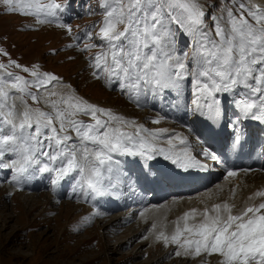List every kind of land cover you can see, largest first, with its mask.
<instances>
[{
    "label": "snow or ice",
    "instance_id": "6c2138e0",
    "mask_svg": "<svg viewBox=\"0 0 264 264\" xmlns=\"http://www.w3.org/2000/svg\"><path fill=\"white\" fill-rule=\"evenodd\" d=\"M0 2L7 5V12L43 13L56 19L68 7L56 0ZM101 7L103 23L96 33L100 44L87 43L79 49L88 52L99 48L88 57L93 79L108 87L117 85L138 107L149 95L165 91L174 90L179 97L190 82L191 113L203 115L207 110L214 120L220 119L217 94L230 93L237 109L234 128L249 118L264 121V5L258 0H229L224 14L212 17V28L205 24L206 13L199 0H104ZM59 26L72 31L71 25ZM178 35L189 38L190 55L178 49ZM85 36L92 39L91 31ZM9 63L22 67L15 61ZM4 68L0 64V72ZM23 70L29 71L27 67ZM31 76L28 80L11 72L0 74V171L12 172L11 183L22 185L38 172L54 173L51 183L55 188L61 178L75 172L81 194L95 200L119 182L117 157L150 161L164 152L156 141L167 130L146 129L111 109L91 104L52 73L32 71ZM53 82L62 89L50 90ZM25 97L44 103L51 111L33 107ZM80 115L90 117V121L79 119ZM129 127L135 131H128ZM240 138L239 134L234 137L233 147ZM167 143L172 144L171 137ZM202 153L218 159L207 149ZM166 159L182 167L191 165L181 154ZM236 174L228 172L229 176ZM255 196L264 198V190ZM232 207L215 204V215L211 216L205 209L203 222L184 229L195 238L181 241L178 227L171 242L194 249L197 256L202 251L217 254L219 264H264V201L235 215ZM164 240L169 242L167 236Z\"/></svg>",
    "mask_w": 264,
    "mask_h": 264
},
{
    "label": "rangeland",
    "instance_id": "374dc122",
    "mask_svg": "<svg viewBox=\"0 0 264 264\" xmlns=\"http://www.w3.org/2000/svg\"><path fill=\"white\" fill-rule=\"evenodd\" d=\"M41 2L48 3L50 0H41ZM56 2L68 4L63 13H58L59 19L47 17L43 13L25 15L20 12H7L5 10L7 5L0 2V64L5 65L0 74L11 72L31 80L32 71L52 73L62 77L63 82L71 85L77 96L91 104L93 102L103 108H113L112 110L115 108L113 106H116L115 110L123 107L130 113L136 112L133 114L138 116L142 114L146 106L138 107L118 89L117 85L108 87L103 81L92 78L88 57L99 51V48H92L88 52L79 50L87 43L100 44L96 33L103 23L104 12L101 5L104 0H56ZM205 2L211 4L214 11L221 15L225 6L229 5V0ZM71 7L77 8L78 11H71ZM32 11L35 12V6ZM60 23L71 25V33L66 27H60ZM86 31H91L92 39L86 38ZM69 45H78V47H69ZM178 49L187 50L189 55L191 54L188 37L178 35ZM5 52L7 55H4ZM10 61H15L22 67L12 66ZM24 67L29 71H24ZM60 86L62 85L53 82L49 85V89L61 90ZM32 90L36 91V89ZM153 97L148 96V98ZM25 99L33 107L44 110L42 106L44 103L36 104L30 97ZM171 101L172 99L168 98L166 104L169 105ZM107 102L113 106H107ZM45 106L51 111L47 105ZM154 110L151 109L150 112ZM80 116L86 122L90 121V117ZM147 122L151 124L149 120ZM257 176L259 179L263 178ZM255 180V177L248 179L251 184ZM242 189L235 195L239 202L247 194L245 188ZM8 191L6 190L7 193ZM6 192L0 188V264L197 263V255L192 256L194 260H187L186 257L172 254L170 258H175V261L171 259V262L170 259L159 258V255L166 250L164 243L157 240L142 245V240L139 238L134 240L138 235L132 234L133 227H127L128 224L122 226L125 221L111 220L118 213L117 210L112 213L107 212L105 217L101 215L98 218L87 201L81 207V204L78 205V202L74 203L71 200L69 203L55 202L56 199L46 191L38 193L37 197L15 192L13 198ZM86 217L88 219H85ZM137 227L136 225L135 228Z\"/></svg>",
    "mask_w": 264,
    "mask_h": 264
},
{
    "label": "bare ground",
    "instance_id": "6f19581e",
    "mask_svg": "<svg viewBox=\"0 0 264 264\" xmlns=\"http://www.w3.org/2000/svg\"><path fill=\"white\" fill-rule=\"evenodd\" d=\"M205 1L206 0H199V3L200 5H202L203 11L206 13L204 17L205 24L208 28H212V17H220L222 15L217 14L214 11L213 6L209 3H206ZM258 3L264 5V0H258ZM70 10L73 12L78 11L77 8L72 9V7L70 8ZM62 87L63 86H60V89H62ZM168 92L170 93V91H165L164 93L160 94L157 100L152 101L148 100V98L142 100V105H145L148 108L157 107L159 111L150 113L148 109L144 108L142 114H139V116L137 114H133L136 112L130 113L129 111H127L126 108L123 107L118 108L120 109L119 111H112L116 114L128 118L129 120H135L137 124L143 125L146 129L167 130L156 141V146L158 148L164 149L163 153H169L170 151H177L180 153L182 151H186L187 149L192 151V148L195 149L196 146L189 145V142L192 140V137L186 130L190 126V118H187L188 109L186 107L187 105H185L187 96L189 97V101H191L192 99L191 92L188 95L187 92L184 91L183 95L178 97L177 93L173 90V97H178L174 107L163 108L160 105V100H162ZM221 95L229 96L230 93H221ZM108 105L113 106V104H111L110 102H107V106ZM42 106L44 107V111L49 110L44 104ZM113 107H115V110L116 106ZM159 117L163 118L160 120V123H153V120ZM148 118L152 120V124L149 125L148 123H146L144 125L143 122L146 121L145 119ZM80 119L83 120L82 118ZM167 119H169L170 121ZM234 120L235 117L232 115V117L230 118L232 124ZM164 121L169 122V124H165ZM172 122L184 123L186 125L185 129L170 124ZM128 131H135V129L129 127ZM249 133V139L259 138L253 126H250ZM167 137L172 138V144L167 143ZM186 137L187 139H189L188 142L184 141ZM120 161L121 170H126V176L129 177L127 174L128 166L130 165L126 163L123 157H120ZM229 171H226L222 165H219L217 167L212 168L208 176L204 180H202L199 185L191 184L187 187L178 188L166 187L165 191H163L158 184H154L153 181H150L149 178L143 179L142 176L141 178H138V173L134 174L136 179L134 187L130 192L124 194L123 197L122 192L123 186L126 183V178L120 175V180L119 182H117L116 189L111 192L112 209L125 206H127V208L119 213H116L115 217L111 218V220L113 222L125 221V224L122 226L128 224L127 227H133L132 234L138 235L137 238H134V240L139 238L140 240H142V245L145 243L149 244L148 242H155L157 240L164 243L163 246L164 248H166V250L164 253L159 255V258L164 257V259L166 260L170 259L171 262L175 258H170V256L179 251L180 256L178 255V257H186L187 260L192 259V256L196 255L194 249L188 248L189 250H186L185 247H180L176 243L171 242V236L176 233L178 227L181 229L182 233L181 241H183L185 238L193 239L195 237L190 235L188 232L184 231V229L186 227L194 228L195 226L203 222L205 220V209H208V213L210 216L215 215L213 211V205L227 203L233 206L232 214L235 215L239 214L243 209H245L244 207L247 204L252 206L253 204H259L260 202L264 201V198L255 196V193L264 190V169L261 170V172L234 171L237 173L235 176H229ZM8 174H12V172L10 170L0 171V188H3L5 192L6 190H9L8 187L12 188V190L8 191L9 193L6 192L7 195L11 194V198L15 196V192L24 194L25 196L28 194L29 196L32 195L33 197H37L38 193L46 191L52 198L56 199L55 202L69 203V201L71 200L74 201V203L78 202L77 204H81L80 206L82 207L83 204L88 201L89 203L99 205L100 207L104 206L103 198L93 200L92 198H90V196L86 197L85 195L81 194L79 186L76 183L79 177L75 172L70 173L68 176L61 178L55 188L51 183L52 179L55 178L54 173H46L44 175L40 174L39 172L34 173L28 179L24 180L22 185L11 183V177H9ZM257 175H260L263 178L259 179V176ZM254 177L256 178V180L253 182V184H251L248 179ZM152 185H154V188H152L151 192L148 195L142 193L143 190L146 189V187H152ZM243 187L245 188L247 194L245 198L239 202V199L237 197L235 198V195L236 193H240L241 190H243ZM74 188H76L75 193L73 192ZM28 198L30 199V197ZM111 211L112 210L107 212ZM92 212L97 214L98 218H100L101 215L105 217V214H107V212H101L99 210ZM222 215H226V213L222 212ZM136 225L138 226L137 228H135ZM153 225H155V227H153ZM145 231L147 232L145 233ZM161 233H163V236L161 235ZM165 236L169 238V242L167 244L164 240ZM138 252L141 253L140 251ZM197 258L198 260H196V264H219L220 260V257L217 254L209 255L208 253H204L203 251L200 255L197 256ZM152 262H154V260H152Z\"/></svg>",
    "mask_w": 264,
    "mask_h": 264
}]
</instances>
